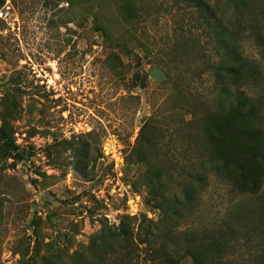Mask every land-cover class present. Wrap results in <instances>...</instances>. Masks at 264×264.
Instances as JSON below:
<instances>
[{
  "label": "rangeland",
  "instance_id": "obj_1",
  "mask_svg": "<svg viewBox=\"0 0 264 264\" xmlns=\"http://www.w3.org/2000/svg\"><path fill=\"white\" fill-rule=\"evenodd\" d=\"M140 1L128 20L126 0H0V264L99 256L143 219L161 236L129 264H219L215 241L232 264L264 253V184L217 170L210 37L175 0ZM249 91L264 130V77Z\"/></svg>",
  "mask_w": 264,
  "mask_h": 264
},
{
  "label": "trees",
  "instance_id": "obj_2",
  "mask_svg": "<svg viewBox=\"0 0 264 264\" xmlns=\"http://www.w3.org/2000/svg\"><path fill=\"white\" fill-rule=\"evenodd\" d=\"M175 4L178 13L192 20L189 24L199 25L208 33L218 58L212 68V93L220 122L210 133L221 152L217 170L230 177L240 192L258 193L264 184V130L260 126L263 103L249 89L260 86L264 77V0H175ZM142 7L140 0H126L127 19L140 20ZM248 46L256 51L255 55L248 53ZM188 198L192 205L194 194ZM167 220L162 237L176 247L180 243L174 232L175 222L169 216ZM153 225L145 219L138 226L123 221L113 236L114 242L103 244L101 255L81 256L70 264H129L143 250L141 246L158 243L161 235L153 231ZM213 249L219 264H232L222 260L226 251L223 243L215 241ZM117 258L121 261L115 262ZM44 264L63 263L50 259ZM256 264H264V253Z\"/></svg>",
  "mask_w": 264,
  "mask_h": 264
}]
</instances>
